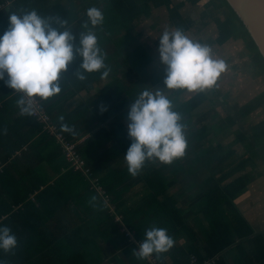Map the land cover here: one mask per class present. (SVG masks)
<instances>
[{
    "label": "trees",
    "instance_id": "trees-1",
    "mask_svg": "<svg viewBox=\"0 0 264 264\" xmlns=\"http://www.w3.org/2000/svg\"><path fill=\"white\" fill-rule=\"evenodd\" d=\"M9 1L18 14L35 10L60 31L64 29L56 17L67 20L66 28L76 36L77 44L80 33L87 31L82 26L88 17L72 16L58 6L51 8L47 0ZM155 1L97 0L88 5L104 16L102 25L92 28L89 24L99 48L114 44L135 77L114 78L94 98L73 103L90 86L106 81L104 69L83 72L82 58L76 56L60 75V94L46 101L36 98L65 139L80 142L77 151L90 176L72 165L56 135L44 132L36 117L20 114L17 101L21 95L0 81V227L10 228L17 239L12 251L0 249V264H87L84 255L90 250L89 234L109 238L120 251L133 247L129 253L132 264H206L210 260L227 264L230 259L233 263L229 264H264V228L254 229V223L236 206L252 183L248 169L256 171L258 161L264 164V117L250 121L247 127L237 125L264 107V91L242 105H231L222 117L213 103L223 97L226 103L230 92L218 97L214 90L203 91L186 99V90H166L173 110L182 117L188 144L185 155L171 164L146 161L135 177L128 172L124 156L132 143L128 137L130 103L146 88H165L160 57H152L134 35L151 18ZM211 2L235 23L246 51L241 53L247 58L243 63L246 71L264 77V56L228 1ZM8 28L9 21L0 12V37ZM104 53L102 50L103 57ZM108 60L104 57L109 74ZM78 70L84 80L75 74ZM206 102L210 108L205 111ZM62 125L71 131H63ZM230 135L232 139L223 143ZM113 159L119 166L126 163L125 167L118 171L114 166L105 167ZM203 169L208 175L203 182L194 180L175 188L182 171L193 176ZM134 178L136 182L129 186ZM31 212L61 221L9 226ZM152 226L167 229L174 246L140 260L134 249ZM26 231L31 235L24 236ZM48 234L53 236L44 237Z\"/></svg>",
    "mask_w": 264,
    "mask_h": 264
},
{
    "label": "clouds",
    "instance_id": "clouds-1",
    "mask_svg": "<svg viewBox=\"0 0 264 264\" xmlns=\"http://www.w3.org/2000/svg\"><path fill=\"white\" fill-rule=\"evenodd\" d=\"M86 15L88 21L82 27L87 31L80 33L78 44L76 36L66 28L67 20L56 17L60 28L64 29L60 31L35 10L9 15V28L0 37V81L14 93L21 94L17 105L22 116L32 114L35 98L46 101L60 94V75L68 71L76 56L82 58L80 69L83 72L104 69L103 77L108 76L97 36L89 28V24L92 28L103 24V13L91 7ZM159 54L161 63L166 66L165 88H146L130 103L128 137L132 143L124 159L133 177L146 161L171 164L185 155L188 144L182 117L173 110L166 90L189 93L210 90L227 71L226 62L215 57L208 45L190 39L181 29L162 33ZM75 74L80 80L85 79L79 70ZM62 130L71 131L67 125H62ZM173 246L174 240L167 229L152 226L134 249V255L146 260L153 254L168 252ZM16 247L17 239L11 229L0 227V249L10 252Z\"/></svg>",
    "mask_w": 264,
    "mask_h": 264
},
{
    "label": "rangeland",
    "instance_id": "rangeland-1",
    "mask_svg": "<svg viewBox=\"0 0 264 264\" xmlns=\"http://www.w3.org/2000/svg\"><path fill=\"white\" fill-rule=\"evenodd\" d=\"M152 8L151 18L134 32H136L138 42L149 49L153 57L159 54V38L162 33L165 30L181 29L190 39L208 45L215 57L226 62L227 71L221 74L216 86L210 90H205V92L214 90L218 97H222L225 92L231 93L226 103L221 100L225 97L219 98L213 103L216 111L222 117L229 113L228 108L231 105H242L264 91V77L248 73L244 67L243 63L247 61V58L242 57V54H246V51L241 41L238 40L239 35L235 23L225 10H218L216 4L211 0H161L155 1ZM196 93L198 92H186L184 97L189 99ZM209 108V102H206L202 109L206 111ZM263 117L264 107L240 121L237 126L247 127L250 121ZM231 139L232 136L230 135L223 140V143H227ZM125 165L119 166L116 159H113L105 167L114 166L118 171ZM198 167L199 164L194 166V168ZM255 170L248 169V173H246L252 181L249 191L245 194L250 201L242 206L241 211L251 221L261 223L255 222L253 224L254 229L261 230L264 228V199H262L264 198V164L258 161ZM207 176L204 169L193 176L189 174V171H182L177 177L178 185L175 188L185 187L194 180L203 182ZM134 182H136V178L132 179L128 185L131 186ZM201 187L202 183L198 185V188ZM193 190L192 188L190 191ZM188 195L191 196L192 192Z\"/></svg>",
    "mask_w": 264,
    "mask_h": 264
},
{
    "label": "crops",
    "instance_id": "crops-1",
    "mask_svg": "<svg viewBox=\"0 0 264 264\" xmlns=\"http://www.w3.org/2000/svg\"><path fill=\"white\" fill-rule=\"evenodd\" d=\"M95 1H97V0H88L89 3H87V0H86V5H84V6H82L84 0H47L46 3L48 4L47 6H49L51 8L54 6H58L61 8L62 12L63 11L67 12L68 14H71L72 16H80V14H83L84 17L87 18L86 13H87V10L89 9L88 5L93 4ZM158 1H161V0H158ZM4 3H5L4 5H0V12L4 11L5 20L9 21V15H11L13 13H15V14H18V13L15 11L12 3L9 0H4ZM18 15H20V14H18ZM134 35H136V32H134ZM102 50L105 51L104 57L109 58L108 65L110 67L111 72L106 77L105 82H103L102 84H94V85L90 86V88L85 90L84 93H82L79 96V98L77 100H75L73 103H77V101H79L81 99L88 101V100L94 98L101 91V89H103V87L107 83L112 82L114 78L125 79V78L135 77L133 74L134 72H130L127 69L128 67H127V63L125 62L124 56H119V51L117 48H115L114 44L110 43L107 46L103 47L101 49V51ZM157 56L160 57V54H158ZM156 57H154V58H156ZM128 73H129V75H127ZM162 74H163V77L165 79L166 78V67L163 64H162ZM164 79H163V84H164ZM0 163H1V160H0ZM0 168H1V165H0ZM51 175H53V174H51ZM262 199H264V198H262ZM249 201L250 200H249L248 196H245L243 200L241 197V199L236 201V206L241 210L242 206H244ZM26 216H28V217H26ZM244 216L251 225L256 222V221H251L249 218H247L246 214H244ZM54 220L61 221L60 218L55 219V218H53V216L49 217V218L38 217L31 212V213H26L24 216L19 217L15 221H12L11 223H8V224L10 227H13L14 225L35 224V223L36 224L46 223V225L47 224L51 225L53 223V225H54ZM259 224H261V223H259ZM30 235H31V233L29 231H26V233L24 234V236H30ZM47 236L51 237L53 235L48 234L44 237H47ZM88 237H89L88 240L91 243V244H88V246L90 247V250L85 251V255H84L87 259V264H132L131 259L133 258V255L129 254V253H131V250H132L131 248L120 251V249H117L113 245V243L109 240V238H104L101 235L96 236L93 234H89ZM178 242L181 243L182 240H179ZM35 252H36V250H35ZM90 253H92V254H90ZM69 255L71 256L73 254H69ZM36 257H38L37 259H39L41 257V254L37 253ZM130 257H132V258H130ZM74 258H75V256H74ZM229 262L233 263L232 259L228 260L227 264H229Z\"/></svg>",
    "mask_w": 264,
    "mask_h": 264
},
{
    "label": "water",
    "instance_id": "water-1",
    "mask_svg": "<svg viewBox=\"0 0 264 264\" xmlns=\"http://www.w3.org/2000/svg\"><path fill=\"white\" fill-rule=\"evenodd\" d=\"M264 56V0H227Z\"/></svg>",
    "mask_w": 264,
    "mask_h": 264
},
{
    "label": "built area",
    "instance_id": "built-area-1",
    "mask_svg": "<svg viewBox=\"0 0 264 264\" xmlns=\"http://www.w3.org/2000/svg\"><path fill=\"white\" fill-rule=\"evenodd\" d=\"M5 78L7 79V76H5ZM32 110L33 111L31 115L36 117L37 120L42 123L43 131L49 134L56 135L57 142L63 147L64 153L67 159L72 163V165L74 167H77L78 169L84 170L85 174L87 176H90V170L85 167V161L81 158L77 151V146L80 142H68L65 137L58 131V128L56 127V125H54L50 116L41 107L40 102L36 98L34 100V103L32 104ZM97 190L100 194L104 195V192L101 188H98ZM206 264H214V262L213 260H210Z\"/></svg>",
    "mask_w": 264,
    "mask_h": 264
}]
</instances>
